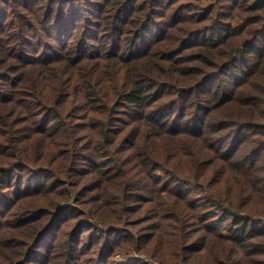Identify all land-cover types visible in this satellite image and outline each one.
<instances>
[{
	"label": "trees",
	"instance_id": "obj_1",
	"mask_svg": "<svg viewBox=\"0 0 264 264\" xmlns=\"http://www.w3.org/2000/svg\"><path fill=\"white\" fill-rule=\"evenodd\" d=\"M264 264V0H0V264Z\"/></svg>",
	"mask_w": 264,
	"mask_h": 264
},
{
	"label": "rangeland",
	"instance_id": "obj_2",
	"mask_svg": "<svg viewBox=\"0 0 264 264\" xmlns=\"http://www.w3.org/2000/svg\"><path fill=\"white\" fill-rule=\"evenodd\" d=\"M144 261H145L144 255L138 253H132L127 257H120L118 264H141Z\"/></svg>",
	"mask_w": 264,
	"mask_h": 264
}]
</instances>
